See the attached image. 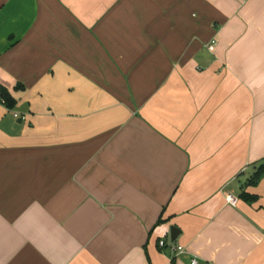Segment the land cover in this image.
I'll list each match as a JSON object with an SVG mask.
<instances>
[{"label":"crops","instance_id":"0c3cea01","mask_svg":"<svg viewBox=\"0 0 264 264\" xmlns=\"http://www.w3.org/2000/svg\"><path fill=\"white\" fill-rule=\"evenodd\" d=\"M262 165L264 0H0V264H264Z\"/></svg>","mask_w":264,"mask_h":264},{"label":"trees","instance_id":"16d2710c","mask_svg":"<svg viewBox=\"0 0 264 264\" xmlns=\"http://www.w3.org/2000/svg\"><path fill=\"white\" fill-rule=\"evenodd\" d=\"M6 100H7V103L9 104L10 100H9L8 96H6ZM262 177H264V165L259 167L258 170L254 173V175L250 178L249 184H253V185L257 184L261 180ZM241 198L247 202H252V201H255L257 199L256 196L251 195V194L247 193L246 191L242 192Z\"/></svg>","mask_w":264,"mask_h":264},{"label":"built area","instance_id":"2783aa9c","mask_svg":"<svg viewBox=\"0 0 264 264\" xmlns=\"http://www.w3.org/2000/svg\"><path fill=\"white\" fill-rule=\"evenodd\" d=\"M215 43L216 42L213 40L211 43L208 44V46L213 47ZM14 116L16 118L20 117L18 113H15ZM228 201L232 205H235L237 203V199L234 198L233 196H229L228 197ZM160 246L161 247H165L166 246V242L165 241H160ZM172 250L175 253H177V254H183V253H185V248L183 246H181V245H175L174 247H172ZM191 264H200V261H199V259L197 257L194 256L191 259Z\"/></svg>","mask_w":264,"mask_h":264},{"label":"water","instance_id":"95a60500","mask_svg":"<svg viewBox=\"0 0 264 264\" xmlns=\"http://www.w3.org/2000/svg\"><path fill=\"white\" fill-rule=\"evenodd\" d=\"M180 230L177 228V227H172L171 228V237H172V240L173 241H176L177 240V238L179 237V235H180Z\"/></svg>","mask_w":264,"mask_h":264}]
</instances>
